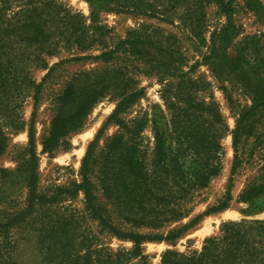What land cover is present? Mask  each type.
Instances as JSON below:
<instances>
[{"label": "rangeland", "instance_id": "obj_1", "mask_svg": "<svg viewBox=\"0 0 264 264\" xmlns=\"http://www.w3.org/2000/svg\"><path fill=\"white\" fill-rule=\"evenodd\" d=\"M42 1L52 15V42L20 44L19 48L2 55L3 64L14 78L10 84L0 85V144L5 143L0 154V169H5V172L0 170V208L15 212L28 206L33 172L37 178L36 191L41 193L52 194L56 185L69 186L81 180L82 160L88 145L117 106L119 95L114 86L115 80L120 78L119 72L124 76L121 77L123 89L144 88L143 96L121 118L128 124L142 120L143 129L137 141L142 156L146 155L151 162L156 143L154 127L160 119L166 128L178 104L174 95L181 78L165 72L157 64L166 61L168 55L164 51H169L179 63L180 71H190L191 79L202 78L210 83L208 89L197 90L195 95L206 101L214 100L231 130L237 118L250 111L246 123L253 127V132L245 139V160L235 174L232 171L233 136L230 131L224 134L223 168L201 190L189 217L160 230L125 227L141 233H168L217 205L231 189L228 209L205 216L175 244L168 241L142 244L150 262L159 264L163 253L169 249L186 254L200 252L208 237L221 235L223 222L247 221L255 225V221L264 220V209H260L264 196L250 202L240 200L251 183L264 184V0H233L226 11L216 0H94L95 10H100L96 21L89 0ZM18 5L14 2L9 13L13 14ZM97 22L105 28L97 29ZM214 32H221L216 37L217 57L211 64L202 63L190 69L202 59L204 52L211 53ZM130 39L136 42L135 50H130L134 44H127L118 49L112 60L98 57ZM2 43L10 45L6 39ZM84 45L89 47L84 48ZM107 83L110 88L82 127L66 138L69 145L63 144L53 154L44 152L42 141L49 135L54 118L72 114L87 89L101 90ZM222 85L227 87L232 103ZM69 87L73 94L65 98ZM31 131L34 132L36 162L30 151ZM124 131L119 124L110 123L93 153L92 179L96 183V195L111 212L114 207L107 203L99 177L103 165L109 168L112 159H116L115 151L109 150L111 140ZM85 132L87 136H83ZM124 136L127 139L129 133ZM63 205L85 215L84 227L91 229L113 250L133 248L132 241L101 230L99 222L86 211L83 191L68 198ZM13 232L23 241L18 243V248L22 249L20 258L26 264H35V239L25 241L24 232L17 228Z\"/></svg>", "mask_w": 264, "mask_h": 264}, {"label": "trees", "instance_id": "obj_2", "mask_svg": "<svg viewBox=\"0 0 264 264\" xmlns=\"http://www.w3.org/2000/svg\"><path fill=\"white\" fill-rule=\"evenodd\" d=\"M89 1L93 8V20L96 21L100 10H95L94 0ZM14 2L19 5L11 14L9 10ZM216 2L226 11L233 0ZM45 3L42 0H0V85L6 86L14 78L10 69L2 62L4 53L19 48L20 44L52 42V15ZM96 28L104 29L105 26L97 22ZM220 33H213L211 53L204 52L202 59L197 60L190 69H195L202 63H212L211 60L218 55L216 37ZM3 39L10 42L9 47L2 43ZM127 44H134L130 50L136 49V42L130 39L98 57L112 60L118 49ZM85 47L89 45H84ZM164 53L168 55L166 61L157 64L165 72L177 74L181 82L174 95L178 104L172 111L170 123L165 128L164 122L159 119L154 127L156 143L152 161L149 162L146 155L142 156L140 143L137 141L143 129L142 120L128 124L121 118L143 96L144 88L129 91L123 89L121 85L124 80L121 77L124 76L119 72L120 78L115 80L114 86L119 95L117 106L88 145L82 160L81 180L69 186L56 185L52 194L41 193L36 191L37 178L33 172L28 206L15 212L0 208V264H26L20 258L22 249L18 248V243L23 241L15 237V228L24 232L25 241L35 239V264H152L149 255L143 250L144 242L168 241L175 244L205 216L228 209L232 199L230 188L217 205L208 207L203 213L170 229L168 233H141L125 227L130 225L133 228L160 230L189 217L201 190L223 168L224 134L230 131L233 136L232 171L235 174L245 160V139L253 132V127L246 123L250 111L241 114L235 128L231 130L214 100L206 101L195 95L197 90L208 89L210 83L202 78L191 79L190 71H180L179 63L172 54L169 51ZM24 78L27 80V75ZM108 84L101 90L94 87L87 89L72 114L54 118L49 135L42 141L44 152L53 154L63 144L69 145L66 138L82 127L93 107L105 96L106 89L110 88ZM221 88L232 103L233 98L227 87L222 85ZM72 94V88L69 87L64 97L70 98ZM110 123H117L125 130L111 140L109 150L115 151L116 159H112L109 168L103 165L99 177L104 197L114 207L113 213L99 202L96 183L92 179L93 153L97 141ZM128 133L129 137L125 139L124 135ZM4 144H0V154ZM29 144L32 159L36 162L33 131L30 132ZM0 170L5 172L4 168ZM80 191L84 193L86 211L92 219L99 222L101 230L119 239L132 241V249L122 247L113 250L101 242L91 229L84 227L82 219L85 215L63 205L64 201ZM261 196H264V184L251 183L241 194L240 200L250 202ZM260 209H264V205ZM251 223L223 222L221 235L208 237L200 252L186 254L169 249L163 253L159 264H264V220L255 221V225Z\"/></svg>", "mask_w": 264, "mask_h": 264}, {"label": "bare ground", "instance_id": "obj_3", "mask_svg": "<svg viewBox=\"0 0 264 264\" xmlns=\"http://www.w3.org/2000/svg\"><path fill=\"white\" fill-rule=\"evenodd\" d=\"M87 135H88V132H85L83 136H87ZM226 213H227V216H229V215H230V213H229V212H226Z\"/></svg>", "mask_w": 264, "mask_h": 264}]
</instances>
